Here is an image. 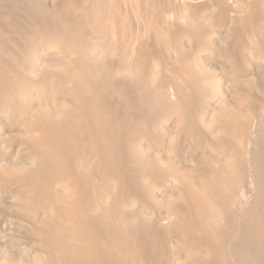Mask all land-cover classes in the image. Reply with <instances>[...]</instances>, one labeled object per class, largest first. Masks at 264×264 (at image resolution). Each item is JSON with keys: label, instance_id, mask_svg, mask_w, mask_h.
<instances>
[{"label": "rangeland", "instance_id": "1", "mask_svg": "<svg viewBox=\"0 0 264 264\" xmlns=\"http://www.w3.org/2000/svg\"><path fill=\"white\" fill-rule=\"evenodd\" d=\"M109 254L264 264V0H0V264Z\"/></svg>", "mask_w": 264, "mask_h": 264}, {"label": "bare ground", "instance_id": "2", "mask_svg": "<svg viewBox=\"0 0 264 264\" xmlns=\"http://www.w3.org/2000/svg\"><path fill=\"white\" fill-rule=\"evenodd\" d=\"M149 1V0H147ZM240 2V1H239ZM242 2V1H241ZM239 4V3H238ZM116 7V6H115ZM119 8V7H118ZM116 7V10H117V13H118V9ZM172 8V7H170ZM169 8V9H170ZM174 8V7H173ZM176 8V7H175ZM176 10V9H174ZM177 12V11H176ZM174 13V11H173ZM116 14V13H115ZM122 17V15H121ZM113 20H115L116 17H112ZM165 19V18H164ZM172 20V19H171ZM171 20L169 19V21L171 22ZM168 21V19H167ZM168 21V23H169ZM166 22V21H165ZM163 24H167L166 23H163ZM170 24V23H169ZM168 24V25H169ZM172 24V23H171ZM167 25V27H168ZM158 27V26H157ZM156 27V29H157ZM163 27V26H162ZM166 27V25L164 26ZM163 27V29H164ZM167 27H166V30H167ZM159 28V27H158ZM171 28V27H170ZM155 29V30H156ZM161 29V28H160ZM158 30V29H157ZM165 30V29H164ZM170 31V29L168 30V32ZM161 33V32H160ZM167 33V31H166ZM146 34V33H145ZM165 34V33H163ZM162 34V35H163ZM115 35V34H114ZM144 35V34H143ZM167 35V34H166ZM169 36V34H168ZM149 38V42H145L144 44H142V46L140 47V58H139V63L137 65V68L139 69L140 73L142 74L141 76L142 77H145L147 76L148 74H151V76L153 75L152 73H155L156 71L158 72V74L160 76H164V72H166V70H168V67H162L165 62L163 61V58H162V55L161 53H159V49L158 47L156 46V44L154 43L153 41V37H151L150 35L148 36ZM160 38H162L160 36ZM166 39V38H165ZM166 41V40H165ZM171 43V41H169ZM172 49V48H171ZM155 54V55H160V59H161V63L159 64V66H155L152 61H151V58H152V55ZM78 60H68L66 61L65 64H63L61 67L62 69L65 71V74L69 75V77L71 78V82H74V78L73 76L77 75L78 74V69H77V66L80 65V62H81V58L80 56L77 58ZM186 73V71H185ZM166 84H168L170 86V93L171 95H174L175 93L179 94L182 92V86H185L186 88L188 87V83L186 80L183 81V84L184 85H180L178 84L175 79L172 77V76H168L166 77L164 80H163ZM75 84V82H74ZM207 85V84H206ZM204 85V87L206 86ZM206 89V87H205ZM93 116H95V113L92 112L91 113ZM246 130V129H245ZM105 214L106 215V221L107 220H111L112 219V212L109 210V209H105L102 213V215ZM92 218H91V221L89 223V226H91V222H92ZM67 221L70 222V225H71V232H72V235H73V239H72V242L77 244L79 246V252H76V254H84V256L86 255H93L92 253H88V252H92V249H88L86 247V245L79 239V234H78V230L80 228V224L79 222L75 219V218H72V217H69L67 218ZM96 225L94 226L93 228V232H91V235L92 237H94L95 239H98V240H102L103 237L106 236V232H105V229H104V225L102 224L101 221H99L98 219L96 220ZM92 227V226H91ZM95 264H120L117 259L112 255V254H109L103 258H100V257H93L91 259Z\"/></svg>", "mask_w": 264, "mask_h": 264}]
</instances>
